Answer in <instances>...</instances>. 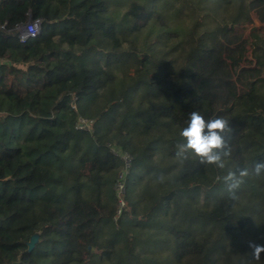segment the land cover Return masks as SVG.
<instances>
[{"label":"trees","instance_id":"16d2710c","mask_svg":"<svg viewBox=\"0 0 264 264\" xmlns=\"http://www.w3.org/2000/svg\"><path fill=\"white\" fill-rule=\"evenodd\" d=\"M193 111L224 169L176 158ZM262 161L264 0H0V264H264V176L223 182Z\"/></svg>","mask_w":264,"mask_h":264},{"label":"clouds","instance_id":"9594fccd","mask_svg":"<svg viewBox=\"0 0 264 264\" xmlns=\"http://www.w3.org/2000/svg\"><path fill=\"white\" fill-rule=\"evenodd\" d=\"M232 132L229 122L223 118L205 120L196 111L190 113L187 126L180 131L183 143L177 145L176 158L183 163L190 158H197L202 165H214L219 169L225 168V158L231 155V148L226 137ZM264 176V161L256 162L251 167L238 171L229 170L223 177V182L230 199H237L236 192L250 177ZM253 260L259 261L264 246L252 245Z\"/></svg>","mask_w":264,"mask_h":264},{"label":"built area","instance_id":"2783aa9c","mask_svg":"<svg viewBox=\"0 0 264 264\" xmlns=\"http://www.w3.org/2000/svg\"><path fill=\"white\" fill-rule=\"evenodd\" d=\"M40 34V23L39 21L33 22L30 25L26 26L19 35L20 42H25L30 38H35ZM92 124V121H89L87 119L80 118L78 120V123L76 125V128L79 130H86L90 129V126ZM125 159H128V155L124 156ZM118 186V189H117ZM116 186V189L119 193H122L124 191L123 184L119 181Z\"/></svg>","mask_w":264,"mask_h":264},{"label":"water","instance_id":"95a60500","mask_svg":"<svg viewBox=\"0 0 264 264\" xmlns=\"http://www.w3.org/2000/svg\"><path fill=\"white\" fill-rule=\"evenodd\" d=\"M35 242H36V237H33V238L31 239L30 244H29V250H30V251L33 250V247H34Z\"/></svg>","mask_w":264,"mask_h":264},{"label":"rangeland","instance_id":"374dc122","mask_svg":"<svg viewBox=\"0 0 264 264\" xmlns=\"http://www.w3.org/2000/svg\"><path fill=\"white\" fill-rule=\"evenodd\" d=\"M117 189H118V186H117ZM123 205H124V204L121 202V207H123Z\"/></svg>","mask_w":264,"mask_h":264}]
</instances>
